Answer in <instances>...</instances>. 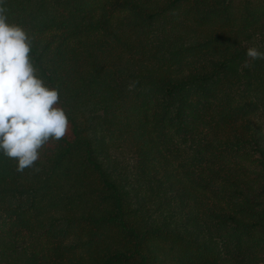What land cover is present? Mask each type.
Segmentation results:
<instances>
[{"label": "trees", "instance_id": "1", "mask_svg": "<svg viewBox=\"0 0 264 264\" xmlns=\"http://www.w3.org/2000/svg\"><path fill=\"white\" fill-rule=\"evenodd\" d=\"M68 127L0 154V264H264V0H3Z\"/></svg>", "mask_w": 264, "mask_h": 264}, {"label": "clouds", "instance_id": "2", "mask_svg": "<svg viewBox=\"0 0 264 264\" xmlns=\"http://www.w3.org/2000/svg\"><path fill=\"white\" fill-rule=\"evenodd\" d=\"M31 47L25 30L9 23L0 8V154L15 158L17 171L31 167L41 146L63 137L68 127L64 109L56 106L58 91L37 74ZM246 55L264 59L255 47Z\"/></svg>", "mask_w": 264, "mask_h": 264}]
</instances>
